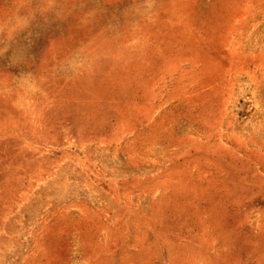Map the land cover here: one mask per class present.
<instances>
[{
    "label": "rangeland",
    "instance_id": "obj_1",
    "mask_svg": "<svg viewBox=\"0 0 264 264\" xmlns=\"http://www.w3.org/2000/svg\"><path fill=\"white\" fill-rule=\"evenodd\" d=\"M0 264H264V0H0Z\"/></svg>",
    "mask_w": 264,
    "mask_h": 264
}]
</instances>
